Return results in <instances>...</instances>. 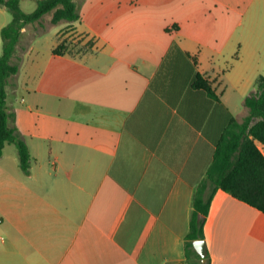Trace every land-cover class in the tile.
Segmentation results:
<instances>
[{"label": "crops", "instance_id": "1", "mask_svg": "<svg viewBox=\"0 0 264 264\" xmlns=\"http://www.w3.org/2000/svg\"><path fill=\"white\" fill-rule=\"evenodd\" d=\"M88 1L73 25L89 52L55 55L59 31L37 49L45 31L27 26L12 57L31 167L5 146L0 264H187L195 188L264 76V0ZM11 20L0 6V56ZM198 73L219 101L192 88ZM204 241L211 264H264V213L218 190Z\"/></svg>", "mask_w": 264, "mask_h": 264}, {"label": "trees", "instance_id": "2", "mask_svg": "<svg viewBox=\"0 0 264 264\" xmlns=\"http://www.w3.org/2000/svg\"><path fill=\"white\" fill-rule=\"evenodd\" d=\"M36 8L26 13L21 0H0L12 16L11 22L1 31L2 55L0 56V158L6 145L14 144L18 151L21 170L28 174L31 155L27 144L18 136L12 126L14 115L7 106L10 78L19 73V66L11 60L22 37V30L40 23L45 16H51L52 25L77 23L81 19L76 0H34ZM92 42V41H91ZM93 44V42L91 43ZM93 46V45H91ZM55 55H65L66 47L59 43L53 50ZM72 53V52H69ZM256 90L245 99L249 112L242 121L231 117L223 130L214 152L213 160L204 178L195 188L189 233L185 240L187 264H211L209 254L206 263L195 251L193 242L204 240V226L211 202L218 190L264 213V155L258 143L264 146V76L255 82ZM192 88L206 92L219 101L212 83L198 73Z\"/></svg>", "mask_w": 264, "mask_h": 264}, {"label": "rangeland", "instance_id": "3", "mask_svg": "<svg viewBox=\"0 0 264 264\" xmlns=\"http://www.w3.org/2000/svg\"><path fill=\"white\" fill-rule=\"evenodd\" d=\"M79 8L80 15L83 12V8L90 6L91 1L88 0H76ZM21 7L24 12L31 13L36 8V2L34 0H22ZM50 15L44 17L42 22L29 25V30L34 27L37 29V33L44 30L35 36L34 44L37 49L45 50L47 45L56 40V33L59 31V43H63L66 47V52H72L73 54H83L91 50L93 39L87 38L76 31L75 26L68 23H61L59 25H52L50 21ZM38 25V26H37ZM42 27V28H41ZM92 41V42H91ZM26 61L19 60L17 65H25ZM20 68V67H19ZM19 96H27V93L23 90L20 91Z\"/></svg>", "mask_w": 264, "mask_h": 264}, {"label": "water", "instance_id": "4", "mask_svg": "<svg viewBox=\"0 0 264 264\" xmlns=\"http://www.w3.org/2000/svg\"><path fill=\"white\" fill-rule=\"evenodd\" d=\"M195 251L200 255L202 263H206L207 246L204 240H196L193 242Z\"/></svg>", "mask_w": 264, "mask_h": 264}]
</instances>
